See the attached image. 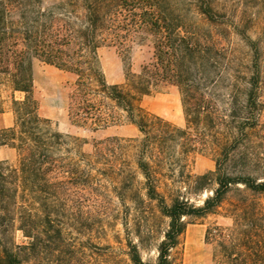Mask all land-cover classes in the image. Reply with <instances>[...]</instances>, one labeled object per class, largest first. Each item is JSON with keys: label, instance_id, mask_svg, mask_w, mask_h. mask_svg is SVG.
Masks as SVG:
<instances>
[{"label": "trees", "instance_id": "16d2710c", "mask_svg": "<svg viewBox=\"0 0 264 264\" xmlns=\"http://www.w3.org/2000/svg\"><path fill=\"white\" fill-rule=\"evenodd\" d=\"M229 13L217 0H0V85L24 94L11 98L13 125L0 129V147L16 154L14 165L0 162V264H88L97 251L81 250L97 247L78 241L70 209L87 188L101 186L102 175L127 216L135 213L137 242L125 241L130 264H175L171 251L186 227L228 200L232 227L207 228L205 239L218 241L221 264H264L263 47ZM133 31L151 37L152 59L138 74L127 72L124 87L110 85L97 52L115 46L127 54ZM232 35L245 54L222 45ZM33 61L75 77L68 112L76 123L126 122L139 136L82 152L78 139L37 114ZM165 86L179 94L183 127L139 106L140 97ZM197 152L212 155V172L191 173ZM191 195L205 196L197 203ZM155 214L166 220L158 239ZM152 240L154 259L143 261L140 250Z\"/></svg>", "mask_w": 264, "mask_h": 264}, {"label": "rangeland", "instance_id": "374dc122", "mask_svg": "<svg viewBox=\"0 0 264 264\" xmlns=\"http://www.w3.org/2000/svg\"><path fill=\"white\" fill-rule=\"evenodd\" d=\"M61 0H43L45 6L56 4ZM229 10V15L239 25L247 24V34L261 40L264 73V0H217ZM263 3V4H262ZM247 23H246V22ZM225 48L237 49L245 54L246 49L239 39L232 35L230 40L222 42ZM125 47L127 54L115 46H104L97 52L100 69L106 82L110 85L124 87L126 73L138 74L142 66L152 59V40L148 34L133 31L129 33ZM125 54V55H124ZM243 54H240L244 59ZM32 96L38 105L37 114L51 123L53 130L64 136L76 138L81 142V151L92 154L95 143L106 139H134L139 136L137 129L126 122L95 129L89 123H76L69 115V94L75 77L72 74L58 70L52 66L33 61L32 63ZM23 100L24 94L13 93L10 88L0 85V129L13 125L14 114L11 111V98ZM260 102L263 104L260 123L264 125V89L260 92ZM141 109L153 117H158L175 127L184 126V117L180 97L174 87L165 86L152 91L149 95L139 99ZM264 135V132L262 133ZM130 169L134 171L131 159ZM0 162L14 165L16 154L14 150L0 147ZM214 169L213 157L208 152H197L193 155L191 173L201 176ZM100 187L87 188L83 199H78L79 205H71L78 222L80 234L78 241L84 245H93L96 249L81 251H97L88 264H130L125 255L126 239L137 242L136 217L133 210L127 216L126 209L116 198V193L106 175L99 176ZM140 180V177H137ZM205 195H191L192 202H199ZM232 200L225 202L218 213L189 224L179 238V244L171 251V258L175 264H221L225 256L219 253L218 241L205 239L207 228L214 226L230 229L233 224L231 207ZM264 209V197L259 200ZM128 207L131 204L127 202ZM154 211V210H153ZM157 215V214H155ZM166 220L157 218L154 222V236L158 239L164 230ZM128 230V235L126 233ZM152 240L147 249H141L143 261L151 262L155 253ZM86 260V259H85ZM84 264V263H83Z\"/></svg>", "mask_w": 264, "mask_h": 264}]
</instances>
